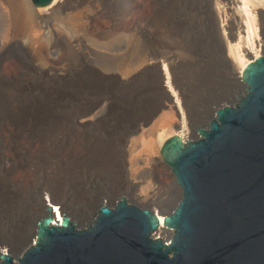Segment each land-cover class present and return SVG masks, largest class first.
<instances>
[{
	"label": "bare ground",
	"instance_id": "obj_1",
	"mask_svg": "<svg viewBox=\"0 0 264 264\" xmlns=\"http://www.w3.org/2000/svg\"><path fill=\"white\" fill-rule=\"evenodd\" d=\"M74 1H53L48 10L34 8L28 0H0V79L23 78L31 84L44 82L50 90L46 104L19 108L11 123L0 127V165L6 170L0 175V191L20 201L24 213L36 222L46 216L47 207L52 206L58 224L63 220V212L79 224L84 223L96 195L93 198L88 193L85 201L79 202L59 184H47V179L51 175L58 177L64 170L63 174L74 178L75 182L80 181L82 174L93 181L97 175L94 171L107 153L113 155L110 158L113 160L123 157L130 175L121 182L126 187L119 192L118 200L126 198L138 207L152 209L156 206L167 212L175 204L161 196L162 189L169 185L161 171L163 163L158 154L174 135L185 141L193 138V134L187 135L194 133L202 123V118L194 114L180 82L188 61L181 59L175 48L158 43L148 53H140L136 61L131 60L133 41L137 37L145 39L149 45L154 40L151 22L159 20L161 15L157 4H151L150 16L130 24L128 33L132 37L126 43L114 39L123 35L122 25L129 11L127 15L111 17L110 30H107L101 24L104 15L96 6V9L90 8L94 2L80 0L79 10L72 7ZM151 1L131 0L130 9L144 8ZM215 7L214 26L231 66L230 78L240 81L246 67L264 55V0H215ZM85 34L97 45H104L103 50L86 41ZM23 54L32 56L29 66L22 62ZM100 54L116 62L117 67L109 69L99 65L96 59ZM8 58H15L11 73H7L2 64ZM139 77L158 84L160 103L143 117L131 120L132 126L126 131L110 130L116 128L111 124L117 125L112 120L117 110L111 106L81 108L69 104L72 91L82 80L91 79L94 84L111 88ZM59 97L60 101L56 100ZM161 113L164 119H156ZM107 126L112 127L107 128L109 136L99 131ZM43 162L49 167L41 166ZM156 183L162 188L156 187ZM132 188L138 191H130ZM103 193L98 208L113 201L105 189ZM174 201L176 203L177 199ZM159 218L163 223L160 214ZM21 232L20 227L14 236L0 233V252L6 253L8 248L16 253L21 248L26 250L29 240L35 242L34 232L32 238L20 245ZM171 234L161 228L157 237L169 241Z\"/></svg>",
	"mask_w": 264,
	"mask_h": 264
},
{
	"label": "water",
	"instance_id": "obj_2",
	"mask_svg": "<svg viewBox=\"0 0 264 264\" xmlns=\"http://www.w3.org/2000/svg\"><path fill=\"white\" fill-rule=\"evenodd\" d=\"M28 1L49 10L57 0ZM238 87L193 138L174 135L163 145L179 191L163 223L126 198L81 224L65 212L58 224L48 206L35 242L0 252V264H264V55ZM161 228L172 232L169 241L157 237Z\"/></svg>",
	"mask_w": 264,
	"mask_h": 264
},
{
	"label": "rangeland",
	"instance_id": "obj_3",
	"mask_svg": "<svg viewBox=\"0 0 264 264\" xmlns=\"http://www.w3.org/2000/svg\"><path fill=\"white\" fill-rule=\"evenodd\" d=\"M91 1L94 2L92 3L94 6H90V8H97L104 15L101 24L107 30H110L111 17L127 15L125 13L130 12L126 22L122 25L125 29L123 35L116 38L115 36L112 37V39L115 38L114 40L122 39L126 43L132 37L131 33H128L130 24L141 17L150 16L152 14L151 4L159 6L160 19L151 22L154 40L149 45L145 42V39L135 37L136 39L133 41L135 47L132 48L131 60L136 61L140 53H148V50L153 49L157 43L159 46L175 48V53L181 59L185 60L184 58H186L188 61L187 64L185 60L186 65L182 69L180 82L187 92L194 114L200 116L202 122L204 117L214 113L216 102L227 99L238 90L241 80L235 81L230 78L231 66L226 58L223 44L218 38L219 35L216 34L217 31L214 26L215 0H152L146 7L135 10L130 9L131 0ZM79 2L80 0H75L72 7L78 8ZM95 6L96 8H94ZM78 9L80 10V8ZM85 38L97 49L103 50L102 46L104 45H97L90 35L85 34ZM31 57L30 54H23L21 60L26 66H29ZM14 60L15 58H8L2 63L7 73L14 70ZM96 62L109 69L117 67L116 62L108 60L102 54L97 57ZM163 85L165 87L166 83L164 82ZM72 92L70 105L80 106L81 108H109L111 106V108L116 109L117 112L113 115L112 120L117 125L111 124L112 127L116 126V128L110 130H117L118 132L128 130L132 126L131 120H134V118L139 119L148 110L157 107L161 97L158 84L154 80H147L144 77L130 80L123 86L113 85L111 88L103 84H94L91 79L82 80ZM49 93L50 90L44 82L31 84L23 78L0 79V127L10 124L14 119L16 110L19 108L46 104L50 98ZM60 98L56 100L60 101ZM164 117V113H161L156 119L163 120ZM112 127L107 126L106 129H100L99 131L109 136L107 128ZM191 134L195 135L196 133L190 132L187 136H191ZM138 136L136 135L135 138H138ZM158 155L162 158L160 153ZM112 156L107 153L102 156L99 168L94 171L97 175L93 181L90 180V176L87 174H82L80 181L75 182L74 178L66 176V174H63L64 170H62V174L58 177H51V175L47 179L48 182H46L47 184L57 183L66 188L71 197L79 202H84L88 195H92L93 198L96 195L90 208V215H92L102 202L103 189L113 197L111 204L115 203L119 198V192L126 187V184L121 182L130 178L123 157L120 160L115 157L116 160H113L110 159ZM108 159H110L108 163L102 165ZM121 163L124 165L122 166ZM162 163L161 171L165 174L169 186L162 189L161 196L168 197L171 204L174 205V199H177L179 191L175 180L171 176L170 169H166L163 161ZM40 165L48 166L45 163H40ZM4 171L6 172L4 167L0 165V175H4ZM88 174L90 175V172ZM44 177H42V180ZM155 186L162 188L158 183ZM129 190L132 192L138 191L136 188ZM152 209L164 218L161 215L165 212L164 210L156 206H152ZM24 214L20 201L0 191V233L14 236L21 227L20 242H22H19L20 245H24L28 238H32L38 223L34 218ZM6 251H8V248H6Z\"/></svg>",
	"mask_w": 264,
	"mask_h": 264
}]
</instances>
